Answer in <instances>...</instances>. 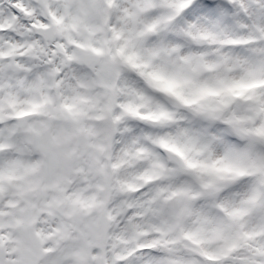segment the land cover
I'll return each instance as SVG.
<instances>
[{
    "label": "snow or ice",
    "instance_id": "obj_1",
    "mask_svg": "<svg viewBox=\"0 0 264 264\" xmlns=\"http://www.w3.org/2000/svg\"><path fill=\"white\" fill-rule=\"evenodd\" d=\"M0 264H264V0H0Z\"/></svg>",
    "mask_w": 264,
    "mask_h": 264
}]
</instances>
